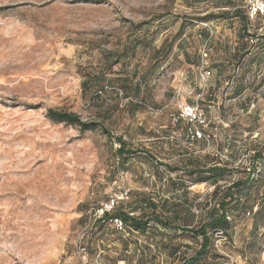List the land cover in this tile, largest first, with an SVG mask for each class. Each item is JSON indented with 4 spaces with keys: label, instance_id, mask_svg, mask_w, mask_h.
I'll use <instances>...</instances> for the list:
<instances>
[{
    "label": "rangeland",
    "instance_id": "obj_1",
    "mask_svg": "<svg viewBox=\"0 0 264 264\" xmlns=\"http://www.w3.org/2000/svg\"><path fill=\"white\" fill-rule=\"evenodd\" d=\"M254 2L0 0V264H184L201 237L156 223L144 235L101 227L96 210L128 191L127 211L146 194L168 200L178 227H198L255 165L250 194L230 206L228 229L210 230L197 264H264V157L254 158L264 153V19L247 21ZM204 47L212 75L199 104L212 141L189 144L173 116L200 92ZM48 109L98 126L54 122ZM116 137L134 151L124 164ZM211 166L223 176L201 181Z\"/></svg>",
    "mask_w": 264,
    "mask_h": 264
},
{
    "label": "trees",
    "instance_id": "obj_2",
    "mask_svg": "<svg viewBox=\"0 0 264 264\" xmlns=\"http://www.w3.org/2000/svg\"><path fill=\"white\" fill-rule=\"evenodd\" d=\"M233 5V3H230ZM235 11L231 15L232 17L238 16L240 11L235 6ZM209 20L212 18H216V15H209L207 17ZM246 19L249 21V16L246 14ZM136 45V43H135ZM132 43L128 46V48H132ZM165 47L162 49H157L156 52H160L164 50ZM170 52L168 49L165 53L167 56ZM147 76V75H146ZM146 80V77H143V81ZM126 90L129 88L126 85L123 86ZM141 91V83H136L135 85V92L140 93ZM235 96L241 94V90H236ZM47 117L58 123H66L73 126H77L82 131L86 130H93L97 128V123L93 122H84L81 118L73 113L64 112L61 110L56 109H48ZM116 142L120 144V148L116 150V154L120 158L122 164L127 162L128 158L131 157V154L134 151H130L128 147V143L123 139V137H116ZM199 143L198 141L196 142ZM264 157V153L262 151L255 152L254 158L262 159ZM259 170V167L255 165L252 168H249L246 172V177L244 179H238L237 181L233 182L231 185L227 187L224 191L222 197H220L216 201V205L214 206L210 213L208 220L205 221L198 227H186L180 226L175 224V219H179L181 217L178 211L175 209H171L168 206V200L160 199L156 201L153 197H149L146 194H140L138 198V202L132 205L130 211H127L123 204L116 203L114 207L110 211H105L103 215L98 216L95 219V223L100 224L101 227H104L108 221H112L115 218H119L123 222V227L128 228L132 232H137L142 235L148 233L150 228L152 227V223H156L161 225L163 228L169 230H176L177 228H182V231L189 232L191 235L195 237H201L202 242L200 245V249L196 251V253L189 259L185 261L184 264H197L198 262H202L204 256L209 252L211 246L213 245V235L210 234V230L213 231H221L226 230L230 227L229 221V208L234 203L235 207H239V203L241 202V198L245 195H249L250 191L248 186L252 185L254 178ZM224 169L219 168L217 166L207 167L203 173H206L205 176L200 177L201 181H207L212 179V177L218 178L223 176ZM202 173V174H203ZM209 176V177H208ZM247 188V189H246ZM131 205V203L129 204ZM141 211L138 215L136 212ZM174 212L171 214L170 212ZM133 213V215H131ZM255 228L258 229V225H255Z\"/></svg>",
    "mask_w": 264,
    "mask_h": 264
},
{
    "label": "built area",
    "instance_id": "obj_3",
    "mask_svg": "<svg viewBox=\"0 0 264 264\" xmlns=\"http://www.w3.org/2000/svg\"><path fill=\"white\" fill-rule=\"evenodd\" d=\"M247 14L249 19L256 20L263 18L264 19V0H255L254 4L246 5ZM210 28V27H209ZM211 29V28H210ZM211 34L214 31L211 29ZM209 56L208 49L206 47L202 50V59L203 64L199 72V79L197 83V88L200 91L197 94L196 100L192 103L184 102L178 105L179 110L176 115L173 116L175 122H185L186 123V141L189 144L195 143L197 141H204L208 145L212 141V128L211 121L208 119L205 111L200 107L199 100L201 96L205 93L206 88L211 79L212 72L209 67L206 66L205 60ZM116 150L120 148L119 143H115ZM118 156V155H117ZM119 158V157H118ZM120 161V158H119ZM128 198V191H125L120 196L113 198L110 203H107L105 207L99 208L96 212L99 216L103 215L105 211H110L116 203H119L121 200ZM133 215V213H131ZM115 226L119 229L124 228L123 222L119 218L113 220Z\"/></svg>",
    "mask_w": 264,
    "mask_h": 264
},
{
    "label": "crops",
    "instance_id": "obj_4",
    "mask_svg": "<svg viewBox=\"0 0 264 264\" xmlns=\"http://www.w3.org/2000/svg\"><path fill=\"white\" fill-rule=\"evenodd\" d=\"M198 142H199V143H198L199 145H200L201 143H205L204 141H198Z\"/></svg>",
    "mask_w": 264,
    "mask_h": 264
}]
</instances>
